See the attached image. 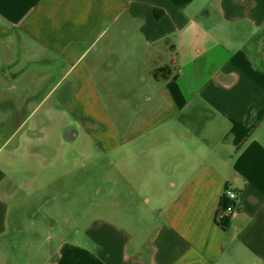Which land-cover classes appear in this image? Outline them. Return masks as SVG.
<instances>
[{
	"label": "crops",
	"instance_id": "1",
	"mask_svg": "<svg viewBox=\"0 0 264 264\" xmlns=\"http://www.w3.org/2000/svg\"><path fill=\"white\" fill-rule=\"evenodd\" d=\"M104 97H129L122 143L170 132L167 189L137 236L96 217L82 240H41L57 149L78 150L77 133L61 126L53 144L46 125L81 114L109 151ZM226 187L238 200L224 228ZM236 240L264 259V0H0V264H218Z\"/></svg>",
	"mask_w": 264,
	"mask_h": 264
},
{
	"label": "rangeland",
	"instance_id": "2",
	"mask_svg": "<svg viewBox=\"0 0 264 264\" xmlns=\"http://www.w3.org/2000/svg\"><path fill=\"white\" fill-rule=\"evenodd\" d=\"M128 98L104 97L116 133L115 147L109 151L96 146L93 135L86 129L91 125V119L80 113L74 116L69 112L68 116L56 113L51 115V120L46 125L54 132L50 142L59 143L58 136L54 137V134L62 126L64 141H73L69 137L72 132L78 134L74 140L78 150H72L68 144L59 147L56 145L62 162L57 173L62 174L63 179L55 184L47 181L44 189L47 193L45 203L34 216L37 221L40 219L46 225L45 230L41 231V240L52 234L54 241H58L60 236L67 240H82L86 237L84 228L96 217L124 226L136 236L149 222L150 205L146 203L147 197H151L152 205L157 200L155 196L158 191H164L169 184L167 173L173 145L170 143L172 136L167 130H159L122 143L127 135L128 123L127 118L123 120L119 110L129 104ZM67 120L70 122L66 125ZM88 144L95 146L89 145L87 150L85 148ZM175 148L182 154L186 151V147L179 142L175 144ZM86 151L89 152L87 160L83 155ZM191 151L197 156L194 149ZM76 152V160L66 163L67 158L74 157ZM53 191H60L57 206H54ZM162 201L165 202L166 199ZM55 222L60 226V231L50 228ZM54 241L46 242L48 252L53 248ZM218 264H264V259L245 249L236 240L228 248L226 244V252Z\"/></svg>",
	"mask_w": 264,
	"mask_h": 264
},
{
	"label": "trees",
	"instance_id": "3",
	"mask_svg": "<svg viewBox=\"0 0 264 264\" xmlns=\"http://www.w3.org/2000/svg\"><path fill=\"white\" fill-rule=\"evenodd\" d=\"M229 188L226 187L224 192L219 198L218 205H217V211H216V220L224 227L226 228L232 215L229 214H223V210L227 207V205L231 202L228 197L226 191Z\"/></svg>",
	"mask_w": 264,
	"mask_h": 264
},
{
	"label": "built area",
	"instance_id": "4",
	"mask_svg": "<svg viewBox=\"0 0 264 264\" xmlns=\"http://www.w3.org/2000/svg\"><path fill=\"white\" fill-rule=\"evenodd\" d=\"M228 199L231 201L227 207L223 210V214L233 215L236 209L238 194L232 189L226 191Z\"/></svg>",
	"mask_w": 264,
	"mask_h": 264
},
{
	"label": "flooded vegetation",
	"instance_id": "5",
	"mask_svg": "<svg viewBox=\"0 0 264 264\" xmlns=\"http://www.w3.org/2000/svg\"><path fill=\"white\" fill-rule=\"evenodd\" d=\"M72 133H74V132H72Z\"/></svg>",
	"mask_w": 264,
	"mask_h": 264
}]
</instances>
